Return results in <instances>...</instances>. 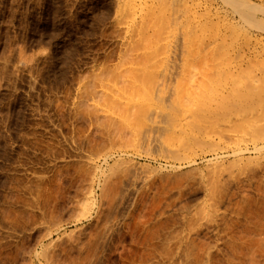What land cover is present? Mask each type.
<instances>
[{
  "label": "rangeland",
  "instance_id": "rangeland-1",
  "mask_svg": "<svg viewBox=\"0 0 264 264\" xmlns=\"http://www.w3.org/2000/svg\"><path fill=\"white\" fill-rule=\"evenodd\" d=\"M0 264H264V0H0Z\"/></svg>",
  "mask_w": 264,
  "mask_h": 264
},
{
  "label": "bare ground",
  "instance_id": "bare-ground-1",
  "mask_svg": "<svg viewBox=\"0 0 264 264\" xmlns=\"http://www.w3.org/2000/svg\"><path fill=\"white\" fill-rule=\"evenodd\" d=\"M214 33V32H213ZM216 34V33H215ZM214 34V35H215ZM214 35H212V37L214 36ZM217 35V34H216ZM215 37V36H214ZM219 39L221 38V37H218ZM214 40V39H213ZM216 40V39H215ZM215 40L213 41V43H215ZM221 40V39H220ZM216 43H217V41H216ZM223 44V43H222ZM215 45H217V44H215ZM219 45L220 44H218V47H219ZM217 48V46H214V48ZM223 48V47H222ZM221 48V49H222ZM204 49H202V50H199L198 51V53H206V51L205 52H201V51H203ZM214 50V49H213ZM218 49H216V51H217ZM210 51V50H209ZM212 51V50H211ZM220 51V50H219ZM218 51V53H220ZM221 51H223V50H221ZM208 52V51H207ZM211 53H213V52H211ZM210 52H208V57L210 58L209 60H207L208 58H207V56H205V54H204V56H202V54H200V56H201V63H205V61H210L211 60V62L214 60V59H219V60H221V61H223V60H225L226 58L225 57H227L226 56V54H225V52H222L219 56H218V58H216L217 56H216V54L214 55V54H211ZM199 55V54H198ZM198 55H197V57H198ZM211 55V56H210ZM199 60H200V58H198ZM203 59H205V61L203 60ZM213 59V60H212ZM216 60V61H217ZM215 61V60H214ZM215 63V62H214ZM217 82V85H216V83H213V85L215 84L216 86H218L219 85V81H216ZM223 84V83H222ZM221 84V85H222ZM210 85V84H209ZM215 85H214V87H215ZM220 85V86H221ZM201 86V85H200ZM199 86V87H200ZM218 86L217 88H221V87H223V86ZM198 87V88H199ZM204 87H207V86H202L201 88H199V90L201 89V91L202 92H204L206 89L204 88ZM202 89H204V91L202 90ZM208 89H210V88H208ZM213 89H214V92H216L217 90H215V88H213V86H212V88L210 89V90H206V93L204 94V93H202V92H200L199 90L196 92V96H198V97H195V100L196 101H194V102H196L195 103V105H199V107L200 106H202L203 105V103H204V101L205 100H209L212 104H214V103H216V101L215 100H210L211 98H210V96L212 97L213 95H212V92L211 91H213ZM219 90L220 89H218V91L216 92V93H221V92H219ZM207 91H208V93H209V91H210V96L209 95H207ZM200 92V93H199ZM213 92V93H214ZM197 93L199 94V95H197ZM204 95H202V94ZM216 96H218L217 94H215ZM194 96V95H193ZM193 96H191V98L193 97ZM202 96H203V98H202ZM206 96H209V98L208 99H206L207 97ZM220 96V95H219ZM228 97H230L231 99L233 98V99H237V101L239 102L238 104H240L239 106H240V112H241V110H246V108H248L252 103H254L256 100H254L253 98L254 97H256V96H258L257 94H254L253 92H247V91H245V90H239L236 86H232L231 88H230V90H229V92H228V95H227ZM226 96V97H227ZM204 97H206V98H204ZM213 97H215V96H213ZM212 97V98H213ZM221 98H223L224 99V97H223V95L221 94V96H220ZM227 97V98H228ZM194 98V97H193ZM230 98H229V100H230ZM202 99H205L204 101L202 100ZM215 99H216V97H215ZM226 99V98H225ZM228 100V99H227ZM227 100H225V101H227ZM228 100V101H229ZM214 101V102H213ZM232 101V100H231ZM237 101H235V102H237ZM208 103V101H205V103ZM223 102V101H222ZM234 102V103H235ZM192 104H193V102H192ZM227 104V103H226ZM226 104H225V106H223V107H226ZM228 104H230V105H233L231 102H228ZM227 104V105H228ZM205 105V104H204ZM210 105V104H209ZM209 105H205L204 107H206V106H209ZM215 105H219L220 106V104H218V101H217V104H215ZM214 105V106H215ZM223 105V104H222ZM249 105V106H248ZM210 107V106H209ZM208 107V108H209ZM218 106H216V108H217ZM207 108V107H206ZM207 108V109H208ZM214 108V107H213ZM227 109H231V108H228V107H226ZM238 107L236 106V109H237ZM195 109L196 110H198V109H200V108H198V106H196L195 107ZM194 109V110H195ZM210 109V108H209ZM215 109V108H214ZM214 109L212 110H209V111H214ZM235 109V108H234ZM201 110L202 111H204L202 108L200 109V110H198V111H200V113H201ZM216 110V109H215ZM236 111V110H235ZM205 112V111H204ZM204 112H202V115L198 112V113H196V114H194V112H193V116H194V120L192 121V122H194L195 124L192 126V128H191V123L189 124V127L188 128H191L192 130H190L189 129V131L191 132V135L189 134V132H188V135H190V136H188L187 134L185 135V139H187L186 137L188 136V137H193L194 139L193 140H190L189 138V140L191 141V142H187V140H186V142H185V140L184 141H182L181 142V140L179 141L180 142V146H181V149H182V156L183 157H187L188 158V156L190 157L191 155H193V154H195L196 153V150H198L199 148H201V151L202 150H210V151H217L219 148H220V146L222 145V146H224V147H231L232 149H234L233 151L234 152H241L242 151V149H243V145L244 144H246V142H251V147H252V149L254 150V151H259V150H261V148H262V145H263V143H262V141L260 140L261 139V136L262 135H260L261 133H258L257 131V126L256 125H254V122L252 123V124H250V123H248V122H246V120H244V122H241V123H237V124H233L230 128H229V132L228 133H230L229 134V138H230V145L231 146H229V145H226L225 144V142H220V143H213V142H208L207 143V141L205 142L206 144L204 145V141L202 142V144H201V142L199 141V137H197V138H199V139H197V138H195L196 137V134H197V131H198V134H199V131L202 129L203 130V134L205 133V130L206 129H209V128H211V127H213V126H211V124L209 125V128H205V127H207V125L208 124H206V125H204V126H201V128H200V126H198L197 125V122H195V117H196V119L197 118H199V119H197V120H199V123L200 122H203V121H201V118H203V113ZM237 112H238V109H237ZM240 112H238L237 114H239ZM198 114V115H197ZM199 114H200V116H199ZM209 114V113H208ZM241 114H243V113H241ZM240 114V115H241ZM198 116V117H197ZM240 117H242V115L240 116ZM193 119V118H192ZM242 119H244V118H242ZM203 120H204V122H205V118H203ZM247 121H249L250 122V120H247ZM203 122V123H204ZM256 123V122H255ZM201 124V123H200ZM205 124V123H204ZM195 125H197L198 126V130H197V127L195 126ZM203 125V124H202ZM213 125V124H212ZM211 126V127H210ZM187 127V126H186ZM185 127V128H186ZM200 128V129H199ZM185 130H187V128L185 129ZM187 132H185V133H187ZM184 133V132H183ZM184 133V134H185ZM241 134V135H250V136H252L253 138L252 139H250V140H246V139H244V137H240L238 134ZM192 134H194L193 136H192ZM202 133H201V135L202 136H204ZM231 134H233L232 136H230ZM200 135V134H199ZM199 135H197V136H199ZM254 135V136H253ZM256 135V136H255ZM182 138V137H181ZM202 138V137H201ZM200 140H202V139H200ZM200 150V149H199ZM198 150V151H199Z\"/></svg>",
  "mask_w": 264,
  "mask_h": 264
}]
</instances>
